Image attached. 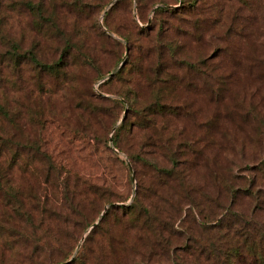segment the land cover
Returning <instances> with one entry per match:
<instances>
[{
    "label": "rangeland",
    "instance_id": "obj_1",
    "mask_svg": "<svg viewBox=\"0 0 264 264\" xmlns=\"http://www.w3.org/2000/svg\"><path fill=\"white\" fill-rule=\"evenodd\" d=\"M118 1L0 0V104L22 116L20 125L7 126L5 134L14 133L23 141L31 135L56 165L74 172L63 169L57 188L43 184L47 191L38 194L40 205L55 203L63 211L33 212L34 220L30 217L20 226L16 249L7 251L0 264H36L47 252L49 236L62 243L53 244L55 254L64 251L69 256L60 264H79L82 255L85 260L88 256L86 240L92 228L111 207L120 211L123 221L109 216L115 225H105L95 235L92 258L97 248L106 247L110 234L130 233L125 239L132 235L123 228L131 215L121 207L139 200L144 206H159L163 218L173 216V203L185 204V194L176 195L179 185H157L154 168L137 157L169 168L170 150L156 140L172 133L179 167H186L191 186L200 187L199 198L212 202L206 205L212 206L207 213L217 211L226 198L225 191H217L211 172L219 168L225 175L226 169L241 190L234 199L229 195L233 210L250 222L252 232L264 229V197L256 195L258 189L264 191V0H128L130 5L112 9ZM163 5L178 13L166 31L156 13ZM7 53L15 56L10 59ZM184 58L195 64L189 72L182 66ZM173 75L178 82H170L159 101L179 107L181 113L159 117L157 126L149 128L167 125L163 134L140 128L130 109L158 100L154 92L159 83L165 85ZM84 99L92 101L95 110L86 108ZM126 120L120 151L112 138ZM190 138L217 163L210 166L204 157L197 161L189 148L183 156ZM18 180L20 191H30V184ZM65 180L71 199L63 194ZM83 180L110 192L105 200H96L97 210L86 228L77 226L81 214L68 206L75 200L92 208V197L82 194ZM181 226L178 221L176 228ZM100 264L115 260L110 255Z\"/></svg>",
    "mask_w": 264,
    "mask_h": 264
},
{
    "label": "trees",
    "instance_id": "obj_2",
    "mask_svg": "<svg viewBox=\"0 0 264 264\" xmlns=\"http://www.w3.org/2000/svg\"><path fill=\"white\" fill-rule=\"evenodd\" d=\"M138 2L141 4L143 0H138ZM22 3L24 5V1ZM120 5L126 6L130 4L128 0H119L112 9L115 10ZM25 6L31 7L29 2H26ZM156 13L157 17L160 15V25L165 31L171 28L173 21L169 22V19H178L176 9L168 5L156 8ZM160 35L162 36L163 32L160 33ZM168 46L171 47L170 45ZM7 55H9L11 59L15 56V53H7ZM34 60L38 66H41L39 59ZM200 64L205 65L206 63L202 60ZM194 65L195 64L188 61L187 58H184L182 61V66H186L185 68L188 72ZM43 67H46V65H43ZM47 67L48 69L53 68L51 66ZM43 69L46 70L45 68ZM55 69L56 68L52 69V72L59 71ZM178 80L176 76H170V78L164 81L165 85L159 83L157 88L158 91L154 92V94L156 93L158 96V100L153 99L143 108L134 105V108L130 109L134 113L133 115H135L136 122L140 128L153 130L158 133L162 131L161 134H163V131L167 129V125L160 126L161 129L149 128H155L157 126L159 117H167L168 114L177 117L181 113L179 107L159 101L163 100V98L160 97L163 96V92L170 89V82L176 83ZM189 84L193 86L191 83ZM190 86L186 88H190ZM133 93L134 98L137 100L139 93L136 89H134ZM83 101L86 108L95 110V107H92V101H87L86 99ZM0 116H3V118H0L1 259L6 256L7 251L13 253V249H16V240L22 236L19 231L20 226H23L24 222H27L30 217L34 220L33 216L35 214H33V212L42 215L44 213L53 214L57 211H63L62 208L58 210L56 207L59 206L55 203H51V205L47 206L45 202H42L41 206V198H39L38 194L41 196L42 192L46 193L47 190L44 189L45 187L43 188V184L45 183L48 184L50 182L57 188L63 169H65L67 173L69 171L70 173L74 172L64 168V166L56 165L52 156L40 147V144H38L31 135H29L27 139H24V141L17 139L14 133L11 134V136L6 135L9 134L6 128L7 126L17 127L20 125L22 118L20 111L12 110L10 107L0 104ZM35 125L34 123V126ZM130 125L131 124H129V127ZM127 126L126 120L118 129L119 132L112 138L114 146L120 151L122 150L121 142L123 136L126 134L123 133V129ZM173 131H176V128H174ZM174 139V134L172 133L170 136H160V140H158L157 137L158 141L156 140L161 147L166 146L170 150L169 158L173 164L169 168L158 166L157 161L150 160L146 156L137 157L139 160L147 162V164H150L154 168L153 176L154 179L158 181L157 185H168L172 188L179 185L181 190L178 191L176 195L181 196L184 193L185 204L182 205L181 202L175 201L173 203V216L168 215L165 218L162 217L159 206L158 208L154 205L144 206L139 200L131 206L121 207L123 208V213L131 215V218H128L123 224V228L132 231V235L125 239L124 237L126 235H130L127 231H125L127 233L123 237L110 234L106 247L101 246L97 248L98 255L92 258L91 253L94 251H92L91 246L94 245L96 240L94 239L95 235L99 234L102 229L104 230L105 225H111L109 216H113L115 222L123 221V217L119 215V210L117 211L115 207L109 208L100 224L92 228L86 240L88 244L90 243L88 256L86 260L83 255L80 259L78 257L80 260L79 264L104 263L105 259L110 255L115 260V264H264V229L252 232L250 222L241 219V215L233 210V201L231 198L234 199L241 190L233 186L232 181L234 178L232 175H227L226 169H224L225 175L221 171H217L219 168H215L211 172L217 191L221 195L222 192L225 191L226 198L225 203L216 206L217 211L220 208L221 210L217 212L215 209H211V212L207 213L208 211H206V208H209L211 205H206L212 202L206 204V196L199 198V196L202 195L200 187L198 189V187L194 188L191 186L190 181L187 180L188 175L186 174V167H179L181 156L179 157L176 150H174L175 148L171 146V142ZM149 140H151V138H149ZM186 142V153L183 156L188 154L189 148L196 153L195 157L197 161L204 157V160L209 162L210 166L217 163L216 158L211 155L207 156L206 150L199 148L198 143L193 142L192 138L188 139ZM181 144L182 143L179 144L180 148ZM130 158H134L133 155H131ZM77 176L82 180L80 175ZM18 178L22 179L25 184L31 185V188H29L30 191L24 193L18 189ZM83 181H85V185L84 188H82V194L92 197L90 199L92 208L89 209L87 204L82 205L81 201L77 202L75 200L69 201L68 206L69 208L75 207V210L79 212L78 214H81V219L77 221V226L86 228L91 225V216H93L97 210L96 200H105V196L110 192L103 186L92 184L86 180ZM66 183V180L63 181L66 189L63 194L67 199H71L73 194H69L70 188L68 185H65ZM140 184H142L141 179ZM188 185H190L191 188ZM223 185L225 188H223ZM256 195L258 198L261 197L259 195H263L264 197V191L259 192L258 189ZM216 200L218 199L216 198ZM54 205L56 207H54ZM79 206L81 208L85 207L82 213ZM183 208L185 209V214L182 212ZM178 221L182 224L180 230L176 228V223ZM113 225H111V227ZM109 228L110 226L108 229ZM46 242L47 252L44 257L42 256L38 259L36 264H60L68 259L67 257L69 256H67L64 251L60 254H55L53 244L60 247L62 245L60 239L49 236ZM99 243L102 244L103 241H99Z\"/></svg>",
    "mask_w": 264,
    "mask_h": 264
}]
</instances>
